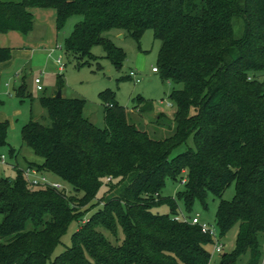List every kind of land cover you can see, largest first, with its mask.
Instances as JSON below:
<instances>
[{"label":"trees","instance_id":"1","mask_svg":"<svg viewBox=\"0 0 264 264\" xmlns=\"http://www.w3.org/2000/svg\"><path fill=\"white\" fill-rule=\"evenodd\" d=\"M33 8L54 9L57 31L81 17L63 42L78 65L95 59L92 49L101 46L120 68L125 54L104 34L125 31L139 43L151 30L160 42L154 68L173 87L174 112L152 115L143 127L107 90L99 94L104 126L98 128L83 115L85 99L38 98L41 120L30 116L20 128L22 145L41 159L27 167L64 189L30 187L17 163L13 178H0V264H214L208 250L214 240L197 225L173 220L179 201L189 213L195 203L206 208L209 196L218 198L219 239L238 228L235 248L216 264H259L264 0H0V34H29ZM9 58L10 50L0 48V63ZM26 91L22 82L15 96L32 102ZM135 109L140 119L154 111L142 97ZM7 131L8 123L0 122V152ZM166 180L182 190L162 196ZM231 185L234 195L224 200ZM161 205L167 214L153 212ZM73 220L80 224L70 246L51 259Z\"/></svg>","mask_w":264,"mask_h":264},{"label":"rangeland","instance_id":"2","mask_svg":"<svg viewBox=\"0 0 264 264\" xmlns=\"http://www.w3.org/2000/svg\"><path fill=\"white\" fill-rule=\"evenodd\" d=\"M30 11L34 17V26L29 34L21 35L15 31L0 34V47L10 50V59L0 64V121L8 123L7 144L0 152L5 157L7 165L0 164V178H13L15 170L12 166L15 163L18 164L19 169H24L29 164L41 162V159L35 157L29 148L22 145L20 128L29 121L30 116L38 121L41 120L40 117L44 111L38 103V98L42 96H55L60 91L61 97L67 99H85L83 115L98 128L104 126L103 105L99 94L107 90L113 93L115 101L126 109L135 123H144L143 127L148 124L152 115L164 113L171 116L173 114L174 107L167 105H172L168 97L173 87L168 82L162 81L158 73L152 72V68L157 66L160 42L154 40L151 30L143 33L139 43L125 31L111 30L104 34L114 47L125 54V60L120 68L113 65L101 46L92 49L95 59H86L87 63L78 65L70 55L65 53L63 42L81 17L70 18L64 27L57 31V13L54 9L33 8ZM235 25V34H237L241 29V22L238 20ZM58 58H61L63 65L61 71L56 63ZM131 71L138 74L139 83H135L130 78L124 79ZM57 77L61 79L60 85L57 83ZM36 78L40 80L42 91L36 88L34 83ZM21 82H24L27 94H31L32 102L29 99L20 100L13 95L12 90L18 88ZM138 97L152 101L154 107L153 113L144 115L142 119L135 111ZM168 135L161 134L160 137ZM9 149L18 152V156L10 157ZM103 190L100 188L97 192L96 201L102 197ZM181 190L180 183L166 180L162 196H174ZM233 195L234 186L231 185L224 192L223 199L231 200ZM217 204L218 198L209 196L206 208L195 203L192 210L187 213L182 202L179 201L178 215L183 214L187 217L198 215L200 220L215 226ZM94 211L96 208L84 217H88ZM168 211L166 205L153 209V212L158 214H167ZM79 224L80 222L75 220L69 223L51 259L70 246L71 236ZM237 231V226H234L220 238L221 254L214 253L213 246L208 247L212 263L216 264L222 254L233 251ZM107 236L111 238L108 234ZM46 264H50L49 261ZM259 264H264V246Z\"/></svg>","mask_w":264,"mask_h":264},{"label":"built area","instance_id":"3","mask_svg":"<svg viewBox=\"0 0 264 264\" xmlns=\"http://www.w3.org/2000/svg\"><path fill=\"white\" fill-rule=\"evenodd\" d=\"M56 63L59 65V70L61 71L63 69L61 58H58L56 60ZM152 72L156 73L157 69L153 67ZM129 77L130 79L135 81V83L140 82V78L136 72L131 71L129 73ZM35 84H36L37 90L42 91V88L40 87L39 79H35ZM167 105L171 107L170 104H167ZM0 164H4V165L6 164L5 157L3 155L0 156ZM22 174L27 184L30 187L42 186V187H49L55 190L64 189V186L60 182L50 180L45 175L40 174L35 168L26 167L22 170ZM173 220L189 222L192 225H197L203 234L210 236L214 240L213 252L217 254H220L222 252V245L220 243L219 234H218V230L216 226L209 225L205 223L204 221L200 220L198 215H194L191 217H187L183 215L175 216L173 217Z\"/></svg>","mask_w":264,"mask_h":264},{"label":"crops","instance_id":"4","mask_svg":"<svg viewBox=\"0 0 264 264\" xmlns=\"http://www.w3.org/2000/svg\"><path fill=\"white\" fill-rule=\"evenodd\" d=\"M1 48V47H0ZM53 50H51V52H52ZM10 59V58H9ZM8 61V60H7ZM7 61H5V62H7ZM5 62H1V63H5ZM0 63V64H1ZM36 79H39V78H36ZM22 83V82H21ZM34 83H35V80H34ZM21 85V84H20ZM19 85V86H20ZM36 85V84H35ZM16 89H18V88H16ZM16 89L14 88L13 90H12V92H13V95L15 96V92H16ZM26 90H27V88H26ZM10 93V92H9ZM16 97V96H15ZM17 98V97H16ZM19 99V98H18ZM32 104V103H31ZM0 122H4V121H0ZM24 125V124H23Z\"/></svg>","mask_w":264,"mask_h":264},{"label":"water","instance_id":"5","mask_svg":"<svg viewBox=\"0 0 264 264\" xmlns=\"http://www.w3.org/2000/svg\"><path fill=\"white\" fill-rule=\"evenodd\" d=\"M55 97H56V98L61 97V93H60V91H58V92L56 93Z\"/></svg>","mask_w":264,"mask_h":264}]
</instances>
